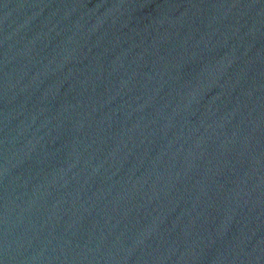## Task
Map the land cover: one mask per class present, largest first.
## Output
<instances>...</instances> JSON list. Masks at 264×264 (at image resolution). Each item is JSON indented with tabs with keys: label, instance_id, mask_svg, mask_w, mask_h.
I'll list each match as a JSON object with an SVG mask.
<instances>
[{
	"label": "water",
	"instance_id": "1",
	"mask_svg": "<svg viewBox=\"0 0 264 264\" xmlns=\"http://www.w3.org/2000/svg\"><path fill=\"white\" fill-rule=\"evenodd\" d=\"M0 264H264V0H0Z\"/></svg>",
	"mask_w": 264,
	"mask_h": 264
}]
</instances>
